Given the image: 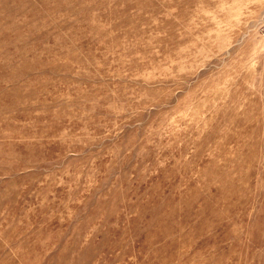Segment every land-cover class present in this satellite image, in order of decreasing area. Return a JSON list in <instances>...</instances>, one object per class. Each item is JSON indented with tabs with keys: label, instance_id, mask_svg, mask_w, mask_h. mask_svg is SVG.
I'll list each match as a JSON object with an SVG mask.
<instances>
[{
	"label": "rangeland",
	"instance_id": "rangeland-1",
	"mask_svg": "<svg viewBox=\"0 0 264 264\" xmlns=\"http://www.w3.org/2000/svg\"><path fill=\"white\" fill-rule=\"evenodd\" d=\"M0 264H264V0H0Z\"/></svg>",
	"mask_w": 264,
	"mask_h": 264
}]
</instances>
